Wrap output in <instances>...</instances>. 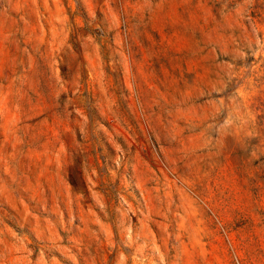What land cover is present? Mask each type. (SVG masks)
Listing matches in <instances>:
<instances>
[{
    "label": "rangeland",
    "instance_id": "1",
    "mask_svg": "<svg viewBox=\"0 0 264 264\" xmlns=\"http://www.w3.org/2000/svg\"><path fill=\"white\" fill-rule=\"evenodd\" d=\"M0 264H264V0H0Z\"/></svg>",
    "mask_w": 264,
    "mask_h": 264
}]
</instances>
